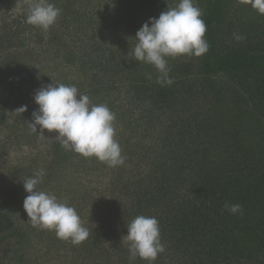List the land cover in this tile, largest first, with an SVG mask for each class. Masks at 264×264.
Here are the masks:
<instances>
[{
  "label": "rangeland",
  "instance_id": "374dc122",
  "mask_svg": "<svg viewBox=\"0 0 264 264\" xmlns=\"http://www.w3.org/2000/svg\"><path fill=\"white\" fill-rule=\"evenodd\" d=\"M137 2L141 8L151 10L153 17L158 18L168 7H175L179 0H137ZM195 3L198 6L196 0ZM15 4L13 0H7L0 6V32L13 21L17 5ZM225 5V19L219 27V54L243 56L258 53L264 46V15H259L250 4L246 3V0H225ZM111 7L113 9V6ZM109 13L114 24L118 17L112 10ZM53 29L50 26L42 32L28 30L29 35L24 41L20 36L13 42H4L0 39V200L3 201L0 208V264H22L20 259L22 251L31 259V264H61L65 256L62 250L64 245L54 231L33 227L28 221L23 210V201L27 195L22 186L25 178L33 175L38 169H44L46 176L38 188L54 194L61 202H67L86 221H94L93 212L96 209L101 211V208H105L108 203L115 205L118 200L116 198L118 193L113 194L116 189L108 190L107 179L112 177L119 188H128V192L125 191L127 196L136 198L140 195L134 184H139L146 178L151 170L150 163L157 157L153 149L149 151L150 148L146 149V147L152 146L154 140L158 138L152 131L154 133L163 131L155 128L146 132L144 130L146 124L139 123L128 128L129 123H134L136 118L130 119V117L135 114L128 111L121 96V102L109 104L111 97H108L105 91L102 92L101 88L102 82L105 86L123 85L121 73L119 71L115 73L111 69L105 71L96 69V73L89 71L88 69L94 64L84 56L85 46L70 48L66 53H58V45L51 44L49 40V31ZM234 35H240L244 39L237 41ZM64 57L69 58L70 62L67 63ZM199 58L194 56L167 58L171 69L169 75L174 78V82L178 77L185 76L177 81L182 83H178L180 90L177 91V101L180 104H177L179 107L176 111L180 109L183 115H188L194 110H198V114L205 113L208 106L198 108L194 100H197L198 104L208 103L209 109L213 110V112L209 111L213 115V120L208 122L213 130L206 128L211 131L206 133V136L204 134L201 138L193 136L184 142H189L191 139L194 141L193 144L201 145L203 149L205 147L206 151H211L212 157L218 159V155L212 150L218 143L221 145L223 142L220 141L222 139L217 140L220 133L214 131L215 128H220L217 122L229 132L224 134L223 138L226 139L229 135L233 136L232 140L236 138L239 147L236 158L238 167L228 168L224 172L226 179L237 183L240 196L246 194L250 186L254 188L258 184L256 189H252L254 191L262 187L253 197L241 198L243 202L239 204L242 206V214H237L235 227L248 231L246 239L240 240L238 244L245 249L244 244L251 237L252 243L256 244L254 253L263 251L264 88L262 79L264 69L257 68L244 74L199 76L196 69L187 68ZM157 75L156 69L152 66L151 80L156 82ZM51 83L74 85L80 94L88 95L93 104H106L115 113V138L125 157L123 165L108 167L106 163L100 162L95 157L81 155L77 157L75 152L65 150L61 146L55 138L56 133L45 131L46 137L42 138L26 128L25 122L31 121L32 113L38 108L33 99L35 92ZM24 105L27 106V111L22 114L14 112ZM197 113L191 115L194 118L189 123L188 116H183L187 118L186 124L190 128L201 124ZM166 125L168 129H172L171 121H167ZM135 136L141 142L137 145V150L132 148V137ZM143 155L149 158L146 160L147 163L136 159ZM221 157L226 159L229 156L223 154ZM246 162L251 164L250 168L244 171L243 163ZM76 169L79 171L76 172ZM96 199H104V201ZM143 199H148V196H144ZM144 202L141 204V199L136 200L140 209L144 208L150 213L151 207H146ZM249 205L253 207L251 210L253 209L254 212L248 213L250 215L248 218L246 210ZM248 221L250 223H247ZM9 223L21 226L22 235L30 233V236L27 235L24 240L16 238L7 227ZM31 236L33 242L28 245Z\"/></svg>",
  "mask_w": 264,
  "mask_h": 264
},
{
  "label": "trees",
  "instance_id": "16d2710c",
  "mask_svg": "<svg viewBox=\"0 0 264 264\" xmlns=\"http://www.w3.org/2000/svg\"><path fill=\"white\" fill-rule=\"evenodd\" d=\"M6 1L0 0V6ZM13 2L17 4H15L13 21L0 32L1 41L13 42L18 36L24 41L29 35L28 30L42 32L43 29L25 22L29 0H24L25 12L19 10L17 0ZM49 2L62 10L56 23L51 26L52 29L54 28L53 31H49V40L51 44L58 45V53H66L70 48L85 46L84 56L94 64L88 69L89 71L96 73V69L99 71L111 69L115 73L117 71L121 73L123 85L105 86L102 82L101 88L102 92L105 91V94L111 97L109 104L121 102V96L128 111L135 114L130 117V119L136 118L134 123L127 122V127L139 123L146 124L144 127L146 132L155 128L163 129L162 132L157 133L152 131L158 138L154 137V144L146 147V149L150 148L149 151L153 149L157 157L150 163L151 170L146 178L140 181L141 183L134 184L140 195L136 198L127 196L125 191L128 188L123 187L125 190L119 188L112 177L107 179L108 190L115 188L113 194L118 193L117 202L115 205L108 203L105 208H101V211L96 209L93 212L94 221H86L77 212L90 234L78 245H74L71 240H61L64 245L62 250L65 252L61 264H130L129 245L122 237L127 234V225L138 215L154 216L159 221L161 242L165 251L158 255L154 264H264V250L254 253L256 244L252 243L251 237L245 242V249L239 246L240 240L246 239L248 230L236 228L237 214L233 215L224 208L225 202L239 204L243 202L241 198L253 197L262 189L260 187L254 191L252 189H256L258 184L254 188L249 185L247 193L240 196L237 183L226 179L224 172L228 168L238 167L236 158L239 147L236 138L232 140L233 136L230 135L226 139L223 138V135L229 132L217 122L220 128H215L214 131L220 133L217 140L222 139L220 141L223 142L221 145L218 143L212 150L218 155V159L212 157L211 151H206L205 147L203 149L201 145L193 144V140L184 142L193 136L197 138L203 137L202 134L206 136V133L211 132L206 128L213 130L208 123L213 120V115L209 113L213 110L209 109L208 103L198 104L197 100H194L198 108L208 106L205 113L198 114V110H194L188 115H183L180 109L176 111L179 107L177 104H180L177 101V91L180 90L178 83H182L177 81L185 76L178 77L171 86L162 87L147 78L148 74H151V65L129 58V53L136 44L131 38H134L140 27L154 16L153 12L141 8L137 0H111V2L110 0H49ZM196 2L202 10V18L207 25L204 39L209 44V50L196 62L190 63L187 68H194L199 76L205 77L244 74L257 68L264 69V46L253 55L219 54V27L225 19V0H196ZM110 10L118 17L114 24L109 17ZM64 58L67 63L70 62L69 58ZM262 86L264 88V78ZM194 113L198 114L201 124L190 128L186 123L193 121L194 117L191 115ZM183 116H188V120ZM167 121H171L173 130L168 129ZM140 143L136 136L132 137L134 150L138 149L137 145ZM63 154L62 156H65ZM223 154H228L229 157L220 158ZM76 156L80 157V154L76 153ZM138 158H136L138 161L144 162L149 159L145 155ZM250 164L243 163V170L249 169ZM77 171L79 170L76 169ZM144 196H148V199H143ZM139 199L141 204L145 200L146 207H151L150 213L144 208H139L136 203ZM96 200L104 201V199ZM2 204L3 201L0 200V208ZM251 208L253 207L249 205L246 210L248 218L250 216L248 213L254 212ZM7 227L16 238L24 240L27 235L30 236V233L22 235L19 225L9 223ZM32 242L31 236L28 245ZM20 259L22 264H31V259L24 251ZM132 264H147V262L137 258Z\"/></svg>",
  "mask_w": 264,
  "mask_h": 264
},
{
  "label": "clouds",
  "instance_id": "9594fccd",
  "mask_svg": "<svg viewBox=\"0 0 264 264\" xmlns=\"http://www.w3.org/2000/svg\"><path fill=\"white\" fill-rule=\"evenodd\" d=\"M19 10L25 12L24 0H17ZM259 15H264V0H246ZM61 9L49 0H29L25 22L43 30L54 25L61 15ZM207 25L202 18V10L195 0H179L175 7L167 8L158 18L152 17L136 32L134 48L129 58L153 66L158 75L156 83L171 86L168 57H201L209 50L204 39ZM239 41L244 39L234 35ZM148 79H152L148 74ZM38 106L32 113L26 128L40 137L56 133L55 138L65 150L83 157H95L108 167L121 166L125 162L122 149L116 140L114 122L116 115L106 104H93L88 95L80 94L74 85L64 83L48 84L34 94ZM27 106L17 108L15 113H24ZM46 176L44 169L22 181L27 193L23 210L33 227L54 231L57 238L71 240L74 245L85 241L89 230L83 225L76 209L67 202H61L54 194L40 190ZM224 208L231 214H242L240 204L225 202ZM127 234L122 238L128 242L129 261L137 258L154 264L158 255L165 251L161 242L159 221L154 216L138 215L127 225Z\"/></svg>",
  "mask_w": 264,
  "mask_h": 264
}]
</instances>
